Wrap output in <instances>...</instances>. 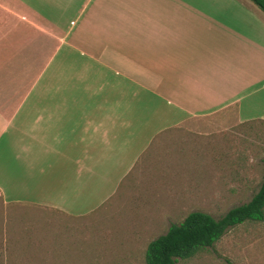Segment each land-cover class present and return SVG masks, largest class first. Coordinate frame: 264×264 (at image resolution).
Listing matches in <instances>:
<instances>
[{
	"label": "crops",
	"instance_id": "crops-1",
	"mask_svg": "<svg viewBox=\"0 0 264 264\" xmlns=\"http://www.w3.org/2000/svg\"><path fill=\"white\" fill-rule=\"evenodd\" d=\"M87 1L0 0L4 212L104 213L140 160L177 163L197 143L188 120L232 107L238 123L264 119V94L252 95L264 86L254 3L159 0L139 14L85 16ZM227 3L235 22L220 20Z\"/></svg>",
	"mask_w": 264,
	"mask_h": 264
},
{
	"label": "rangeland",
	"instance_id": "rangeland-1",
	"mask_svg": "<svg viewBox=\"0 0 264 264\" xmlns=\"http://www.w3.org/2000/svg\"><path fill=\"white\" fill-rule=\"evenodd\" d=\"M158 1L88 0L84 14L104 12L106 6L120 15L139 14L155 10ZM221 4L215 3L219 8ZM229 8L231 15L220 20L230 16L235 22L236 8ZM127 24L125 17L117 20L119 27ZM261 94L264 86L252 93ZM252 120L238 123L234 107L188 120L197 150L184 143L183 154L179 150L175 156L177 163L162 153L140 160L104 213L82 219L36 210L13 215L9 209L4 212L0 202V264H146L148 242L172 223L191 211L219 218L258 190L264 179V122ZM175 264H264V220L237 224L213 246Z\"/></svg>",
	"mask_w": 264,
	"mask_h": 264
},
{
	"label": "trees",
	"instance_id": "trees-1",
	"mask_svg": "<svg viewBox=\"0 0 264 264\" xmlns=\"http://www.w3.org/2000/svg\"><path fill=\"white\" fill-rule=\"evenodd\" d=\"M264 12V0H250ZM264 122V119H259ZM253 121V120H252ZM251 120L243 122L247 124ZM264 220V179L250 200L230 208L219 218L203 211H191L179 223H172L167 231L148 242L146 264H175L202 249L213 246L225 231L244 221Z\"/></svg>",
	"mask_w": 264,
	"mask_h": 264
}]
</instances>
